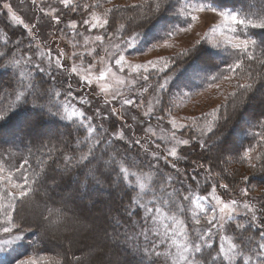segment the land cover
I'll return each mask as SVG.
<instances>
[{
    "label": "snow or ice",
    "instance_id": "obj_1",
    "mask_svg": "<svg viewBox=\"0 0 264 264\" xmlns=\"http://www.w3.org/2000/svg\"><path fill=\"white\" fill-rule=\"evenodd\" d=\"M202 13L217 22L196 45L216 51L194 45L178 56H219L224 66L209 63L216 70L201 77L207 89L235 82L225 100L234 113L244 109L237 123L250 138L235 157L225 155L233 151L221 124L230 119L220 115L227 104L178 118L176 98L192 92H170L175 61L126 55L142 35L134 25L155 27L171 14L180 21L165 31L170 38L190 32ZM8 72L6 86L0 80V264H82L60 226L70 205L105 194L115 208L105 213L112 232L103 228L104 237L126 252L115 264H264V108L245 116L258 95L264 104V0H0V73ZM44 118L69 122L74 143L35 135ZM216 161L259 169V196L251 195L254 174L216 170ZM69 188L60 206H48ZM37 195L46 214L29 222L21 208L39 206ZM73 222L95 230L75 212ZM29 233L37 239L25 247Z\"/></svg>",
    "mask_w": 264,
    "mask_h": 264
},
{
    "label": "rangeland",
    "instance_id": "obj_2",
    "mask_svg": "<svg viewBox=\"0 0 264 264\" xmlns=\"http://www.w3.org/2000/svg\"><path fill=\"white\" fill-rule=\"evenodd\" d=\"M12 2L14 5H16L18 3V0H12ZM114 2L119 3V4H125V3L138 2V0H114ZM200 16H201V19L193 25L192 30L190 32H177L170 38L166 37L165 35L161 37L163 34V31L161 29L165 26L167 21L170 27L171 24H173L174 20H180V18L175 17L171 14H168L166 15L165 21H162L160 24H156L155 27L151 26L153 24L149 25L148 27H146L148 32L145 33L144 35H141L142 37L140 38L136 47L133 49H129L128 53H126L128 59L132 61L133 63H146L148 60H156L161 57L171 58L175 61L177 57H180L178 56L179 53L183 52L185 49H192L193 46L196 45V41L201 39V37H203L204 34L210 30L211 26L217 22V18L212 13H202L200 14ZM165 40H167V43L172 45V47H165L164 46ZM153 45H155V47H153ZM196 47L197 48L202 47L205 49L206 47L211 48V45L206 44L204 41H201V45H196ZM198 53L199 52H191L187 57H183V59H181L179 62L171 65L169 69V72L171 74L175 70L179 72V74L173 75V80L169 84L170 92L171 93H177V92H183V91L192 92V96L190 98H180V97L176 98V104L178 105V107L173 108V113L176 114L178 118L179 117H192V116L201 117L202 114L207 113L208 110H212L215 107L226 104L225 96H227L228 93L231 92L234 87V83H235L234 81L232 82V84H230L227 81H219L220 83L219 90H217L216 88L207 89L206 84H205V87L201 89L192 87L191 84L193 83V81H196L197 79L198 80L201 79L202 75L204 74V71H200L199 75H193L192 73V68L194 66H197L196 63L191 64L192 62L206 61L205 57H203L202 55H199ZM210 63H212V60L210 61ZM190 64H191L190 68H187V70L183 73L182 69L184 67H187ZM186 85H189V87H186ZM230 99L232 98H229L228 100ZM261 99L262 98L259 97L258 95L256 102L257 101L259 102ZM246 109L247 111L245 112V115L249 112L250 109L253 110V103L251 104V106L248 105ZM223 110L224 108H221L220 115L223 114ZM88 114L89 115L91 114L90 110ZM237 115L239 116V112L237 113ZM180 122L184 123L186 121L182 120ZM153 123H155V121H153ZM203 123L204 122L201 121V124ZM53 130H57V128L50 122L49 119H46L42 124H40L36 128L35 135L39 137H45V136H48L50 133H52ZM223 130H225L226 132V128H223ZM237 130H240V129L235 128L234 131L237 132ZM225 138H226V146L231 147L233 149L231 153H227L225 155H230L232 157H235L237 155V151L239 150V147H238L239 136L237 135V133L236 135H232V133L228 135L225 133ZM196 151L199 152L200 150L197 149ZM210 154L212 153H209L208 155ZM195 158L196 156L195 154H193L190 159H195ZM216 163L220 167L226 166V164H221L219 161H216ZM233 164L239 165L241 163L233 162ZM70 191H71L70 188L68 189V191H65L64 192L65 196L69 195ZM91 197L95 198V195H92ZM112 199H113L112 197L109 198L110 202L108 205H111L113 207L115 205L111 204ZM72 206L73 205H70L71 211L68 212V216L69 217L71 216V218L73 216V209H75ZM91 215L94 217L97 216V214L94 212H91ZM87 217L84 218L85 221H82V219H79V220L85 224H88V222H90L91 225L95 226V230L97 228L96 232L100 233V228H99L100 223L97 224L95 222H91L90 219ZM72 224L74 228L75 227L78 228V225L74 223L73 220H72ZM73 230L74 229L72 228H68L67 230H64L63 233L66 235H69ZM95 230L90 231L89 234H87V237L90 238L92 241L95 238ZM81 231L83 230H79V232H76V229H75V231L72 233L79 234ZM91 232L93 233L91 234ZM102 236L103 235H101V238H103ZM101 238H98L95 241V243L94 241L92 243H85L84 246L78 248V251L76 253L81 255L82 264H89V263H85V260L89 259L92 255L96 253H98L102 257L100 264H115L117 260H120L123 257L125 258V254H122L123 255L122 257L121 254L120 256L113 254L112 249L109 251V248L107 246L102 245V242L100 240ZM64 245L66 247L68 246V243L66 240L64 241ZM93 252L94 254L90 255V253H93ZM91 264H97V263L91 262Z\"/></svg>",
    "mask_w": 264,
    "mask_h": 264
},
{
    "label": "trees",
    "instance_id": "obj_3",
    "mask_svg": "<svg viewBox=\"0 0 264 264\" xmlns=\"http://www.w3.org/2000/svg\"><path fill=\"white\" fill-rule=\"evenodd\" d=\"M228 2H230V0H228ZM131 14L132 13H126L125 15H131ZM165 18H166V16L164 17L163 21H165ZM179 21L180 20H174V22H173V24H171V26L174 25V24H179ZM154 23H155V21H153V22H143V26L137 27V26L134 25V27L136 28L137 31L141 32L142 35H144L145 33L148 32L146 27H148L151 24L154 25ZM153 25H151V26H153ZM171 26L169 27L168 21H167L165 26L161 29L163 31V34H162L161 37H163L165 35V31H167L169 28H171ZM181 26H186V25H181ZM20 31H21L20 29L17 30V35H19ZM157 34H156V36H157ZM205 49L208 50V51H213V52L216 51V50H214L212 48H207V47ZM198 54L201 55V53H198ZM181 59H183V57H177L175 59V63L179 62ZM193 63H196L197 65H199L200 67H203L205 69L204 74L202 75V77L204 75H206L207 71H215L216 70L215 68H209L208 65H209L210 62L207 63L206 61H200V62H192L191 64H193ZM191 64L188 65L187 67H184L182 69L183 73L187 70V68H190ZM211 64H213V65H217L218 64L220 67L224 66L223 62L221 61L219 56L214 57L212 59V63ZM172 74L173 75H177V74H179V72H177L175 70ZM10 75H11L10 72H8V73H0V80H3L5 82V86H6V82L10 79ZM191 85H192V87L198 88V89H201V88L205 87V84H203L201 82V79H199V80L197 79L196 81H193V83ZM256 100H257V98L252 100L251 102H249V103H247L245 105V108H247L248 105L251 106V104L253 103V110L250 109L249 112L247 113L248 115L247 114L245 115L246 117L254 118L255 115H258L259 112L261 111V109L264 108V104H261V100L259 102L258 101L256 102ZM232 103H233L232 99L226 101V104L228 105V107H227V109L223 110V114L226 111L230 119H229L228 124H224L223 121H221V124L223 125V128H226V132H225L226 134L230 135L232 133V135H236V133H237V135L239 136V140H238V142H239V144H238L239 150L238 151H241L242 150L241 149V145L243 147H247L248 144H249V139L250 138H248V137H246V136L241 134V128L243 126L242 125H238V123H237L239 121V119H240V116H238L237 113L239 111H243L244 109H239L238 112L234 113L233 110H232L233 109L232 108ZM210 111L211 110H208L207 112H210ZM46 119H48V118H44L42 121H40L39 125L42 124ZM209 119H211V118H209ZM50 122L57 128V130H53L52 133H51L54 138L56 136H59V137H62L64 139H67L69 144L74 143V141L76 139V136H77V133H76L74 127H72L69 124V122L60 121V120H50ZM5 127L7 128L9 126L6 125ZM235 128H239L240 130H237V132H236V131H234ZM79 135L83 136V131L82 130L79 133ZM43 138H44L45 141H47L48 136H45ZM16 142H17V144H19V140L18 139H17ZM25 143H27V141H25ZM5 146H7V145H5ZM21 149H23V145H21ZM214 153L216 154V151L212 152V154H210V156L214 157L215 156ZM181 167L182 168L183 167H187V165L182 164ZM225 167H227L229 169V171H237L238 173L249 175V176H252L254 174L257 177V179H254L252 181V185L250 186V187L255 188V190L252 191L251 195L252 196H259L260 189L255 187L256 185L259 184L260 179H261V173L259 172V169H257V170L249 169L246 163H243V164L241 163L239 165H237V164L234 165L233 163H230V164L227 163ZM219 168H220V166L218 165L216 170H219ZM62 187H67V185H64ZM64 192L65 191H58L57 194L53 198V200L55 201V204L53 203V200H50V201H48V206L49 207H53V206L58 207V206H60V201L65 196ZM109 198L110 197L107 194H105V195H103V196H101L99 198L95 195V198L91 197V199H89V197L85 196L82 201H78L76 205L72 206V207L75 208V209H73V212H75L76 216L79 217V219H82V221H85L84 218L88 216L87 218H89L91 222H95L97 224L100 223V225H99L100 233L96 232L97 231V228H96V230H95V238L93 240L94 243H95V241L98 238H101V235H103L102 236L103 238L100 239L101 242H102V245L107 246L109 248V251L112 249L113 250V254H115V255H119L120 256V254L121 255L125 254V256H126V252H125L124 247L122 245H120V244L112 242L110 239H106L104 237V234H103V231H102L103 228H107L109 233L112 232V228L109 226L108 222L105 219V213H106L108 207L110 206V205H108L109 202H110ZM36 201L39 203V206L29 202V203L25 204L24 206H22V208H21V214L24 215L29 222H31L34 219H39L40 215L42 213H45V209H44V206H43V201L41 200V197L39 195H37ZM93 201H95V204H93ZM113 208H115V206H113ZM91 212L96 213L97 216L96 217L92 216ZM113 214H115V212H113ZM72 220H73V216H72V218L70 216L68 221L65 224L60 226V231L63 232L64 230H67L68 228H72V229H74L72 232H74L75 229H76V232H79L77 230L78 229L77 227H75V228L73 227ZM88 224L91 225L90 222H88ZM32 227H33V229H35V224H32ZM72 232L69 235H66V234H64V235L68 239H72V240L76 241V243L72 245L73 248L71 247V251L73 253H75L76 256L81 257L80 254L76 253L78 251V248L84 246L85 243H92L93 241L90 238L87 237V234H89V232L81 231L79 234L72 233ZM92 233L93 232H91V234ZM49 234H51V232ZM36 239H37V237L35 235H32L31 233H29V239L25 241V247H28V244L30 243V241L36 240ZM62 239H63V237H62ZM5 255H6V259L11 261V256H9L7 254H5ZM122 257H123V255H122ZM101 258L102 257L98 253H96V254L92 255L89 259L85 260V263H89V261H91L92 263L95 262L97 264H100L101 263ZM129 259L135 260L136 257H129ZM74 263L75 262H73V264Z\"/></svg>",
    "mask_w": 264,
    "mask_h": 264
}]
</instances>
